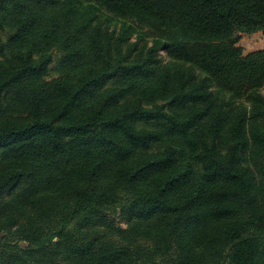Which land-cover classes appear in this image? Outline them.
<instances>
[{
	"label": "trees",
	"instance_id": "16d2710c",
	"mask_svg": "<svg viewBox=\"0 0 264 264\" xmlns=\"http://www.w3.org/2000/svg\"><path fill=\"white\" fill-rule=\"evenodd\" d=\"M5 29L0 264H264V0H0Z\"/></svg>",
	"mask_w": 264,
	"mask_h": 264
},
{
	"label": "rangeland",
	"instance_id": "374dc122",
	"mask_svg": "<svg viewBox=\"0 0 264 264\" xmlns=\"http://www.w3.org/2000/svg\"><path fill=\"white\" fill-rule=\"evenodd\" d=\"M107 19L111 21L112 27L121 26L122 19L115 17V15L110 12H106L105 16L103 17V20L108 23L109 20ZM140 29H143L145 31L149 30V28L145 26H142V28ZM13 34V30H0V35L5 41L8 40ZM152 37L153 35H150V38L147 37L145 42L151 44ZM135 38H137V33L133 35L132 40H134ZM237 46L242 50L243 54H248L259 49H264V30H259L252 33L240 32ZM50 51L53 54V60L50 63L48 72L46 74V77L48 79H52L67 72V69L62 66V58L64 56L62 49L58 46H54L50 49ZM161 54L164 56L165 61H168L170 59V56L168 55L166 50H162ZM260 164V161H254L251 163V166L257 171ZM6 195H8V192H6ZM117 220L122 226H126V222H122L120 217H117Z\"/></svg>",
	"mask_w": 264,
	"mask_h": 264
}]
</instances>
